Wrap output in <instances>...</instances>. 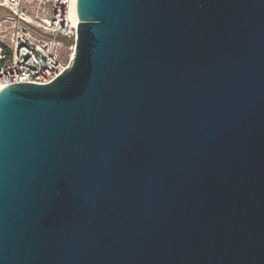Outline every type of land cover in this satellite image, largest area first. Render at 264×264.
<instances>
[{
  "label": "water",
  "instance_id": "95a60500",
  "mask_svg": "<svg viewBox=\"0 0 264 264\" xmlns=\"http://www.w3.org/2000/svg\"><path fill=\"white\" fill-rule=\"evenodd\" d=\"M71 66L0 91V264H264V0H77Z\"/></svg>",
  "mask_w": 264,
  "mask_h": 264
},
{
  "label": "built area",
  "instance_id": "2783aa9c",
  "mask_svg": "<svg viewBox=\"0 0 264 264\" xmlns=\"http://www.w3.org/2000/svg\"><path fill=\"white\" fill-rule=\"evenodd\" d=\"M76 6L77 0H0L7 11L0 15V91L11 84H50L71 66ZM67 50H73L68 61Z\"/></svg>",
  "mask_w": 264,
  "mask_h": 264
},
{
  "label": "rangeland",
  "instance_id": "374dc122",
  "mask_svg": "<svg viewBox=\"0 0 264 264\" xmlns=\"http://www.w3.org/2000/svg\"><path fill=\"white\" fill-rule=\"evenodd\" d=\"M1 14H7V11L6 10H4V9H0V15ZM71 43V42H70ZM73 53V50H71V51H69V50H67L66 52H64V55H66V58L65 59H67V61H68V59H69V56L71 55Z\"/></svg>",
  "mask_w": 264,
  "mask_h": 264
},
{
  "label": "bare ground",
  "instance_id": "6f19581e",
  "mask_svg": "<svg viewBox=\"0 0 264 264\" xmlns=\"http://www.w3.org/2000/svg\"><path fill=\"white\" fill-rule=\"evenodd\" d=\"M75 15H76V17H77V24H79V23H80V20H79V18H78V15H77V14H75ZM73 57H74V56H72L71 59H73Z\"/></svg>",
  "mask_w": 264,
  "mask_h": 264
}]
</instances>
